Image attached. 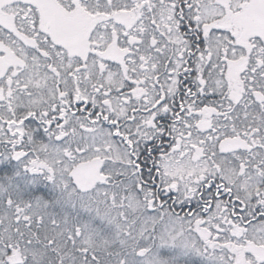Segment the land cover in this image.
<instances>
[{
  "label": "snow or ice",
  "instance_id": "obj_1",
  "mask_svg": "<svg viewBox=\"0 0 264 264\" xmlns=\"http://www.w3.org/2000/svg\"><path fill=\"white\" fill-rule=\"evenodd\" d=\"M0 264H264V0H0Z\"/></svg>",
  "mask_w": 264,
  "mask_h": 264
}]
</instances>
